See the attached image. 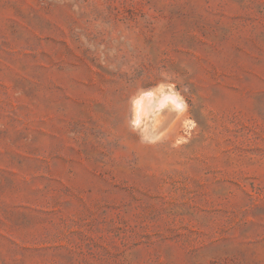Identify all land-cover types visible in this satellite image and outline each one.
Returning <instances> with one entry per match:
<instances>
[{"label":"rangeland","instance_id":"rangeland-1","mask_svg":"<svg viewBox=\"0 0 264 264\" xmlns=\"http://www.w3.org/2000/svg\"><path fill=\"white\" fill-rule=\"evenodd\" d=\"M0 264H264V0H0Z\"/></svg>","mask_w":264,"mask_h":264}]
</instances>
